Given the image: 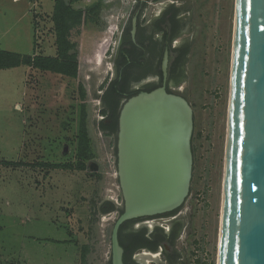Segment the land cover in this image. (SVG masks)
<instances>
[{"label":"rangeland","instance_id":"374dc122","mask_svg":"<svg viewBox=\"0 0 264 264\" xmlns=\"http://www.w3.org/2000/svg\"><path fill=\"white\" fill-rule=\"evenodd\" d=\"M14 1L19 0H0V49L55 55L54 0ZM134 1L73 4L84 14L70 32V41L76 44L75 78L23 64L0 69V257H7L4 264H9V257H31L30 264H111V231L119 213L98 209L108 202L122 208L123 202L117 134L98 128L99 122H107L99 96L114 75L113 60L126 41L122 30L134 19ZM146 2L138 23L145 24L169 7L177 8L182 27L170 46L190 45L177 79L163 73L161 80L155 76L151 71L158 68L156 59L150 61L144 79L164 84L190 105L192 163L188 192L176 213L135 222L129 229L146 227L148 233L157 225L167 232L175 221L181 225L174 240L175 264H216L235 0ZM82 102L93 157L86 161L85 170H77ZM58 164L72 166L55 167ZM146 220L150 227L142 224ZM83 246L87 249L82 258ZM160 251L149 256L139 249L133 257L139 264H164Z\"/></svg>","mask_w":264,"mask_h":264},{"label":"water","instance_id":"95a60500","mask_svg":"<svg viewBox=\"0 0 264 264\" xmlns=\"http://www.w3.org/2000/svg\"><path fill=\"white\" fill-rule=\"evenodd\" d=\"M167 62L164 51V77ZM191 130L190 105L164 84L123 102L117 129L123 207L111 231V264H123V222L182 204ZM216 264H264V0H235Z\"/></svg>","mask_w":264,"mask_h":264},{"label":"trees","instance_id":"16d2710c","mask_svg":"<svg viewBox=\"0 0 264 264\" xmlns=\"http://www.w3.org/2000/svg\"><path fill=\"white\" fill-rule=\"evenodd\" d=\"M76 1L78 0H54L53 2L51 20L55 39V55L22 54L0 49V69L14 68L23 64L40 71L52 72L75 78L78 66L76 44L70 41V32L81 24L84 15L81 8L73 6ZM98 7L99 4L94 8L98 9ZM92 11H94V9ZM170 11L171 14L168 16ZM177 14V8L169 7L164 10L157 22L158 25L164 24L170 27V31L165 32L164 37L166 43L162 42L163 47L166 46L169 53L168 79H177L179 77L186 56L190 50L189 43L183 44L178 48L170 47L171 40L178 34V31H180L182 27V24L176 19ZM128 30L129 24L123 29L124 35H127L126 41L119 48L116 57L113 60L115 69L114 75L103 85L102 92L99 96L102 105L101 113L105 116L107 122H99L98 128L112 135L117 134L118 115L123 102L140 91L149 92L160 86L159 84L148 83L138 89L131 88L133 82H137L144 78L149 63L150 61L152 62L153 58L158 60V69L155 74L160 80L162 76L160 63L163 47L159 48V43H154L148 39V36L144 35V27L139 28V35L141 36H139L140 38L136 41V44H134L129 40ZM141 38L144 40H140ZM136 45H138V47ZM150 48L152 52L147 53L146 51H149ZM78 89L80 98L83 100L85 96L84 89L81 85L78 86ZM166 91L170 92L169 89H166ZM86 116L85 104L82 102L80 105L76 135L75 154L77 159L74 168L77 170H85L87 167L86 161L93 157L89 145ZM3 163L6 165H15L16 162L4 161ZM63 166L71 168L72 165H55V167ZM178 209L179 208L155 216L127 220L121 224L118 229V243L123 250V264H139L133 257L136 250L144 249L148 252L155 253L157 252V249L162 248L164 243H167L170 246L174 256L172 257L171 252H166L163 249H161L160 252H163L164 257L168 260H174L177 257L176 251L174 250V240L181 228L179 223L175 224V221H173L167 232H164L163 228L157 225H155L148 233L146 227H141L137 230H130L129 226L135 222L137 223L138 221L152 217L174 215ZM113 211H117L120 214L122 208L108 202L104 207L98 209L99 213ZM82 249L81 257L83 258L87 248L86 246H83Z\"/></svg>","mask_w":264,"mask_h":264},{"label":"flooded vegetation","instance_id":"af4514ba","mask_svg":"<svg viewBox=\"0 0 264 264\" xmlns=\"http://www.w3.org/2000/svg\"><path fill=\"white\" fill-rule=\"evenodd\" d=\"M147 8V2L146 0H135L134 3H133V9H134V12H133V15H132V18H134L135 20V29H134V32L132 33V26H133V19H131V23L129 24V34H128V37H129V40L134 43L135 42V39L137 38V36L139 35V28L141 27H144L145 28V33H147L149 39L151 41H154L156 37H159V41L161 42H165V32H169L170 31V27L169 26H166L164 24H159L158 25V19L160 18L161 15H158L156 17H153V18H149L145 24H142V23H138L137 22V18L138 16L140 15V12L143 10V9H146ZM162 14V13H161ZM171 14V11L170 13H168V16ZM145 15V13H144ZM180 17L179 14H177L176 16V19H178ZM179 22L181 23L180 19H178ZM181 31V29H180ZM178 31V33L180 32ZM122 34H123V30H122ZM172 41V40H171ZM171 43V42H170ZM176 42L173 43V46L171 48H178V47H181L183 44H186L185 42L180 44L179 46L176 47L175 45ZM135 44V43H134ZM166 47V46H164ZM167 48V47H166ZM164 51V50H163ZM167 51V54H168V60H169V53H168V48L165 50ZM147 53H150V51H146ZM152 52V51H151ZM164 52H162L163 54ZM162 62V61H161ZM158 69V68H157ZM160 71H161V74H162V64L160 63ZM166 72L168 74V62H167V67H166ZM113 77V76H112ZM111 77V78H112ZM109 78V79H111ZM150 83L148 79H141L140 82H138V84L133 88V89H138V88H141L143 87V85L145 84H148ZM161 86V85H160ZM159 87V86H158ZM181 87H178L177 90H180ZM148 220L144 221L142 224H146ZM150 224V223H149ZM139 225V224H138ZM163 249L164 251L166 252H171V248L168 249L167 248V245L166 243L163 244ZM145 255H149L151 256V252H148L145 250V252L143 253ZM154 254V253H153ZM157 254H154V256H156ZM164 258V264H175V259L170 261L168 260L166 257H163ZM177 258V257H176ZM179 258V257H178ZM173 259V258H172ZM137 261V259H136ZM177 264V262H176Z\"/></svg>","mask_w":264,"mask_h":264},{"label":"crops","instance_id":"0c3cea01","mask_svg":"<svg viewBox=\"0 0 264 264\" xmlns=\"http://www.w3.org/2000/svg\"><path fill=\"white\" fill-rule=\"evenodd\" d=\"M20 1H23V0H19V1H14V2H20ZM75 7V6H74ZM79 8V7H78ZM144 35H146V36H148L147 35V33H145ZM139 36H141V35H138L137 36V38L135 39V44H136V41L140 38ZM159 37H156L155 38V40L153 41L154 43H159L158 44V47L159 48H162L163 47V45H162V42L161 41H159V39H158ZM149 39V38H148ZM140 40H144V39H140ZM150 40V39H149ZM146 42V41H145ZM148 42H151V41H148ZM137 47H138V45H136ZM167 48L166 47H163V50L165 51ZM149 51L151 52V48L149 49ZM163 51V52H164ZM51 56H53V55H51ZM147 57H149V56H147ZM153 59H155V58H153ZM157 60V59H156ZM153 62V61H152ZM152 73H156L157 72V70H153L152 69V71H151ZM146 74H149V73H146ZM155 76H157L156 74H155ZM16 164V163H15ZM15 166V165H14ZM1 228V227H0ZM21 260L22 261H24V262H21ZM7 261V257H0V264H4L5 262ZM9 264H30L29 263V261H31V257H24V258H22V257H16V258H14V257H9Z\"/></svg>","mask_w":264,"mask_h":264},{"label":"built area","instance_id":"2783aa9c","mask_svg":"<svg viewBox=\"0 0 264 264\" xmlns=\"http://www.w3.org/2000/svg\"><path fill=\"white\" fill-rule=\"evenodd\" d=\"M110 71H111V69H109ZM106 72H108V71H106ZM110 74H112V73H110ZM113 75V74H112ZM138 224V223H137ZM146 226H151V223L149 224L148 223V221H147V223H146ZM160 250H161V248H159ZM140 252H141V254H143L144 252H145V250L144 249H142V250H140ZM135 255V254H134Z\"/></svg>","mask_w":264,"mask_h":264},{"label":"bare ground","instance_id":"6f19581e","mask_svg":"<svg viewBox=\"0 0 264 264\" xmlns=\"http://www.w3.org/2000/svg\"><path fill=\"white\" fill-rule=\"evenodd\" d=\"M174 95H176V94H174ZM187 157H188V154H187Z\"/></svg>","mask_w":264,"mask_h":264}]
</instances>
